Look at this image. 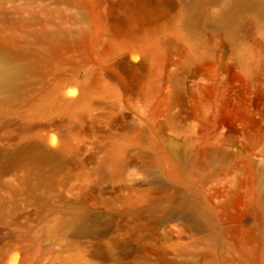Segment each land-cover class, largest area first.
<instances>
[{"label": "rangeland", "instance_id": "374dc122", "mask_svg": "<svg viewBox=\"0 0 264 264\" xmlns=\"http://www.w3.org/2000/svg\"><path fill=\"white\" fill-rule=\"evenodd\" d=\"M0 56V264H264V0H0Z\"/></svg>", "mask_w": 264, "mask_h": 264}, {"label": "bare ground", "instance_id": "6f19581e", "mask_svg": "<svg viewBox=\"0 0 264 264\" xmlns=\"http://www.w3.org/2000/svg\"><path fill=\"white\" fill-rule=\"evenodd\" d=\"M231 13L232 12H230L229 14ZM19 74V67L10 62L6 57L0 56V96L5 98L6 96H9V94L11 95V93H14V91L16 90V80ZM75 93L76 90L71 89L68 91L67 96H72ZM87 227V220H81L79 224H77L78 230H84Z\"/></svg>", "mask_w": 264, "mask_h": 264}, {"label": "water", "instance_id": "95a60500", "mask_svg": "<svg viewBox=\"0 0 264 264\" xmlns=\"http://www.w3.org/2000/svg\"><path fill=\"white\" fill-rule=\"evenodd\" d=\"M49 149H51V148H49ZM51 150H54V149H51Z\"/></svg>", "mask_w": 264, "mask_h": 264}]
</instances>
